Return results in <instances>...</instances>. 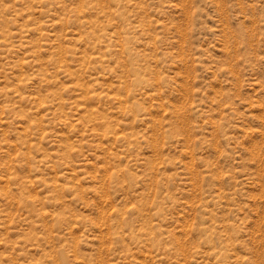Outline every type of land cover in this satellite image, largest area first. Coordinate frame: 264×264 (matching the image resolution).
<instances>
[{
	"label": "rangeland",
	"instance_id": "1",
	"mask_svg": "<svg viewBox=\"0 0 264 264\" xmlns=\"http://www.w3.org/2000/svg\"><path fill=\"white\" fill-rule=\"evenodd\" d=\"M0 264H264V0H0Z\"/></svg>",
	"mask_w": 264,
	"mask_h": 264
}]
</instances>
